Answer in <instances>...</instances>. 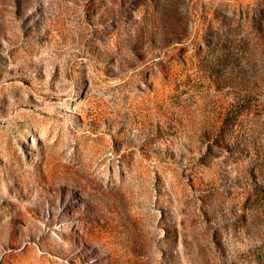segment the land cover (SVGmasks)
<instances>
[{"label": "rangeland", "instance_id": "rangeland-1", "mask_svg": "<svg viewBox=\"0 0 264 264\" xmlns=\"http://www.w3.org/2000/svg\"><path fill=\"white\" fill-rule=\"evenodd\" d=\"M0 264H264V0H0Z\"/></svg>", "mask_w": 264, "mask_h": 264}, {"label": "bare ground", "instance_id": "bare-ground-1", "mask_svg": "<svg viewBox=\"0 0 264 264\" xmlns=\"http://www.w3.org/2000/svg\"><path fill=\"white\" fill-rule=\"evenodd\" d=\"M62 250V249H61ZM60 255H61V253H60Z\"/></svg>", "mask_w": 264, "mask_h": 264}]
</instances>
